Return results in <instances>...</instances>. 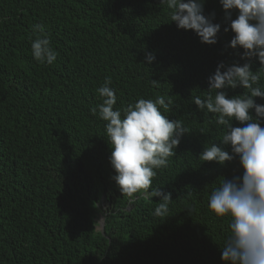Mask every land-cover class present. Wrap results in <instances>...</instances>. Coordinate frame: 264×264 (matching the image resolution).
<instances>
[{
  "label": "trees",
  "instance_id": "1",
  "mask_svg": "<svg viewBox=\"0 0 264 264\" xmlns=\"http://www.w3.org/2000/svg\"><path fill=\"white\" fill-rule=\"evenodd\" d=\"M171 14L166 0H0V264H225L230 217L210 211L209 199L243 170L239 157L223 166L199 159L212 144L232 152L221 142L224 126L193 100L214 98L209 78L221 63L222 73L250 64L260 73L253 87L264 91V66L229 47L235 34L220 0H203L202 14L220 25L214 45L170 27ZM238 15L231 11L232 20ZM37 35L58 53L51 65L32 56ZM106 78L114 111L162 97L161 113L187 130L149 190L171 194L165 219L155 215L159 198L129 199L112 179L98 111ZM223 91L229 99L247 94L239 86Z\"/></svg>",
  "mask_w": 264,
  "mask_h": 264
},
{
  "label": "clouds",
  "instance_id": "2",
  "mask_svg": "<svg viewBox=\"0 0 264 264\" xmlns=\"http://www.w3.org/2000/svg\"><path fill=\"white\" fill-rule=\"evenodd\" d=\"M220 3L235 34L229 47L239 46L244 50L241 59L256 57L264 66V0H220ZM166 4L172 13L168 16L170 27L194 31L203 44L217 43L220 25L213 24L202 14L203 0H166ZM232 10L239 13L235 20L231 19ZM43 28V25H35L33 30L42 33ZM31 48L34 60L42 65H51L58 55L49 39L40 35ZM154 59L151 54L146 55L147 63L151 64ZM224 67L222 63L218 65L209 78L208 92L214 90V98L211 94L205 100L197 96L193 103L200 111L215 115L217 125L224 126L226 132L221 142L231 145L232 154L212 144L204 148L199 159L202 163L215 162L223 166L239 157L243 172L242 176L230 180L223 178L220 187L212 191L208 206L216 216L230 217V235L221 256L225 264H264V127L250 114L254 109L256 117L264 118V106L257 105L253 99L264 98V91L253 87L259 83L260 73L251 71L250 64L231 66L222 73L220 69ZM111 83V78H106L97 92L103 98L98 106L99 118L107 122V141L112 149L110 163L116 172L112 179L121 195L129 199L137 193L159 198L155 215L165 219L173 201L171 194L159 189L149 190L157 174L154 170L168 166L169 158L176 156L175 149L187 130L182 121H171L161 113V107L165 110L168 107L162 97L155 101L139 99L134 105L114 111L116 95L109 87ZM151 83L153 87L159 85L157 81ZM238 86L247 90V94L227 98L223 90ZM91 111L96 115L97 108ZM233 120L245 126L233 127Z\"/></svg>",
  "mask_w": 264,
  "mask_h": 264
},
{
  "label": "rangeland",
  "instance_id": "3",
  "mask_svg": "<svg viewBox=\"0 0 264 264\" xmlns=\"http://www.w3.org/2000/svg\"><path fill=\"white\" fill-rule=\"evenodd\" d=\"M98 222H99V224H98V229H100V227L99 226H101V223H102V217L100 216V217H98V220H97Z\"/></svg>",
  "mask_w": 264,
  "mask_h": 264
},
{
  "label": "water",
  "instance_id": "4",
  "mask_svg": "<svg viewBox=\"0 0 264 264\" xmlns=\"http://www.w3.org/2000/svg\"><path fill=\"white\" fill-rule=\"evenodd\" d=\"M102 226H103V224L101 223L100 230H102Z\"/></svg>",
  "mask_w": 264,
  "mask_h": 264
}]
</instances>
